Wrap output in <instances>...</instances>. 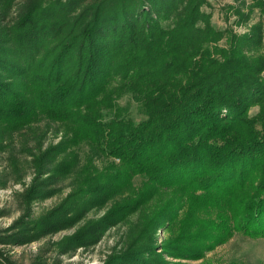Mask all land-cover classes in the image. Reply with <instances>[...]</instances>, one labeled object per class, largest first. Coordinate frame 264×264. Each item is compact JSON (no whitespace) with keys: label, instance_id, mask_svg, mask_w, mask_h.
Wrapping results in <instances>:
<instances>
[{"label":"trees","instance_id":"obj_1","mask_svg":"<svg viewBox=\"0 0 264 264\" xmlns=\"http://www.w3.org/2000/svg\"><path fill=\"white\" fill-rule=\"evenodd\" d=\"M204 1L47 0L0 22V128L58 124V172L88 146L81 180L93 201L122 195L101 222L149 210L145 233L167 230L175 259L236 234L264 238L262 42L214 28ZM127 94L143 120L120 105ZM94 155L109 160L102 171ZM145 251L121 264H164Z\"/></svg>","mask_w":264,"mask_h":264},{"label":"rangeland","instance_id":"obj_2","mask_svg":"<svg viewBox=\"0 0 264 264\" xmlns=\"http://www.w3.org/2000/svg\"><path fill=\"white\" fill-rule=\"evenodd\" d=\"M41 1L47 0H10L5 14L0 10V22L16 18ZM50 1L69 7L75 3ZM201 11L221 32L260 37L264 51V0H205ZM220 43L226 45L225 40ZM119 103L129 108L135 121L145 118L132 95L123 96ZM257 111L254 106L250 114ZM63 137L60 126L45 119L13 131L0 128V264H121L143 250L148 262L149 252H163L164 264H264V238L236 234L201 259H175L165 251L167 230L145 233L149 210L101 222L122 195L93 201L87 183L81 180L87 170L85 156L91 151L86 145L77 149L78 165L58 172V159L50 156ZM94 157L100 171L109 163L104 156ZM141 180L136 177L135 184Z\"/></svg>","mask_w":264,"mask_h":264}]
</instances>
